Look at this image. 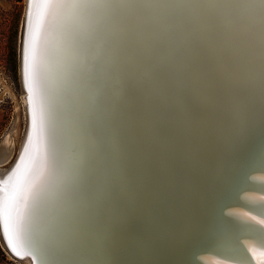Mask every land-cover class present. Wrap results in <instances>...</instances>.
<instances>
[{
  "label": "snow or ice",
  "instance_id": "6c2138e0",
  "mask_svg": "<svg viewBox=\"0 0 264 264\" xmlns=\"http://www.w3.org/2000/svg\"><path fill=\"white\" fill-rule=\"evenodd\" d=\"M22 70L31 127L0 182L17 256L121 264L113 223L157 135L243 150L258 126L264 169V0H28ZM238 224L264 249V219ZM240 243L223 250L253 264Z\"/></svg>",
  "mask_w": 264,
  "mask_h": 264
},
{
  "label": "bare ground",
  "instance_id": "6f19581e",
  "mask_svg": "<svg viewBox=\"0 0 264 264\" xmlns=\"http://www.w3.org/2000/svg\"><path fill=\"white\" fill-rule=\"evenodd\" d=\"M23 44L20 74L27 125L15 161L8 171L0 169V182L19 162L31 127L23 83ZM250 136L252 141L243 150L237 142L211 133L184 139L154 137L140 156L138 188L113 223L117 260L121 264H238V254L223 249L240 248V242L248 240L253 264H264V249L253 242L255 234L238 224L243 213L264 219L258 215L264 169L253 162L259 155L258 126ZM14 145L11 134L3 138L0 166L10 160ZM0 234L3 246L16 260L38 264L19 245L21 256L12 251L2 221Z\"/></svg>",
  "mask_w": 264,
  "mask_h": 264
},
{
  "label": "rangeland",
  "instance_id": "374dc122",
  "mask_svg": "<svg viewBox=\"0 0 264 264\" xmlns=\"http://www.w3.org/2000/svg\"><path fill=\"white\" fill-rule=\"evenodd\" d=\"M27 0H0V80L11 86L0 85V143L11 134L15 143L10 160L0 166L1 172L11 167L20 149L27 125L20 74L22 29ZM0 264H26L16 260L3 246L0 234Z\"/></svg>",
  "mask_w": 264,
  "mask_h": 264
},
{
  "label": "built area",
  "instance_id": "2783aa9c",
  "mask_svg": "<svg viewBox=\"0 0 264 264\" xmlns=\"http://www.w3.org/2000/svg\"><path fill=\"white\" fill-rule=\"evenodd\" d=\"M0 85L7 87L8 90L11 91V90H10L11 86H9L8 83H3V82L0 80Z\"/></svg>",
  "mask_w": 264,
  "mask_h": 264
}]
</instances>
